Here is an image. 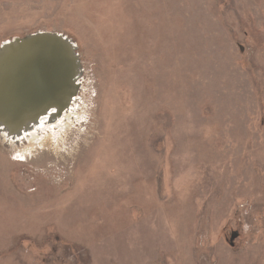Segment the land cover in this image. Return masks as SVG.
<instances>
[{
  "label": "rangeland",
  "instance_id": "obj_1",
  "mask_svg": "<svg viewBox=\"0 0 264 264\" xmlns=\"http://www.w3.org/2000/svg\"><path fill=\"white\" fill-rule=\"evenodd\" d=\"M36 32L82 111L58 155L0 140V264H264V0H0V45Z\"/></svg>",
  "mask_w": 264,
  "mask_h": 264
},
{
  "label": "water",
  "instance_id": "obj_2",
  "mask_svg": "<svg viewBox=\"0 0 264 264\" xmlns=\"http://www.w3.org/2000/svg\"><path fill=\"white\" fill-rule=\"evenodd\" d=\"M67 35L36 32L0 45V135L22 138L51 123L79 97L84 68Z\"/></svg>",
  "mask_w": 264,
  "mask_h": 264
},
{
  "label": "bare ground",
  "instance_id": "obj_3",
  "mask_svg": "<svg viewBox=\"0 0 264 264\" xmlns=\"http://www.w3.org/2000/svg\"><path fill=\"white\" fill-rule=\"evenodd\" d=\"M83 100L79 94L60 117L51 123H46L47 118H43L41 122L35 126L28 134H24L22 138L10 140L5 135H0V140L4 144L16 148V155L26 156V154L43 150L57 152V147L60 148V142H64V137L69 136L74 123L80 118L79 111H82ZM63 135V137H62ZM61 136V137H60ZM58 144V145H57ZM66 159H71L72 156H65Z\"/></svg>",
  "mask_w": 264,
  "mask_h": 264
},
{
  "label": "flooded vegetation",
  "instance_id": "obj_4",
  "mask_svg": "<svg viewBox=\"0 0 264 264\" xmlns=\"http://www.w3.org/2000/svg\"><path fill=\"white\" fill-rule=\"evenodd\" d=\"M237 235H238L237 233H234L233 236H232V238H236Z\"/></svg>",
  "mask_w": 264,
  "mask_h": 264
},
{
  "label": "built area",
  "instance_id": "obj_5",
  "mask_svg": "<svg viewBox=\"0 0 264 264\" xmlns=\"http://www.w3.org/2000/svg\"><path fill=\"white\" fill-rule=\"evenodd\" d=\"M83 82H84V79H83Z\"/></svg>",
  "mask_w": 264,
  "mask_h": 264
}]
</instances>
